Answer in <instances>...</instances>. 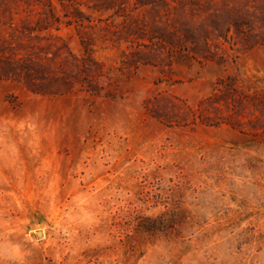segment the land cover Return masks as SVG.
<instances>
[{"label":"rangeland","instance_id":"rangeland-1","mask_svg":"<svg viewBox=\"0 0 264 264\" xmlns=\"http://www.w3.org/2000/svg\"><path fill=\"white\" fill-rule=\"evenodd\" d=\"M0 264H264V0H0Z\"/></svg>","mask_w":264,"mask_h":264}]
</instances>
